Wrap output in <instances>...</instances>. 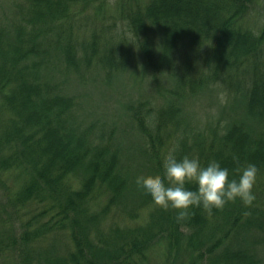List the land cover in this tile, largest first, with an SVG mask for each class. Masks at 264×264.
Masks as SVG:
<instances>
[{
    "label": "trees",
    "instance_id": "obj_1",
    "mask_svg": "<svg viewBox=\"0 0 264 264\" xmlns=\"http://www.w3.org/2000/svg\"><path fill=\"white\" fill-rule=\"evenodd\" d=\"M110 1L0 9V185L18 180L14 204L33 212L6 234L0 215V253L18 264H264V20L246 22L258 0H116L121 17H102L100 35L79 9ZM136 59L133 74L150 70L167 99L128 106L141 177L115 129L80 123L69 90L72 71L110 84ZM193 94L216 111L204 125L185 111Z\"/></svg>",
    "mask_w": 264,
    "mask_h": 264
},
{
    "label": "rangeland",
    "instance_id": "obj_2",
    "mask_svg": "<svg viewBox=\"0 0 264 264\" xmlns=\"http://www.w3.org/2000/svg\"><path fill=\"white\" fill-rule=\"evenodd\" d=\"M11 2L12 0H0V9L3 6L7 10ZM258 2L259 3L254 5L252 10H250L246 19L247 24L253 27L256 31L263 25L264 20V0H258ZM79 10L85 11L80 17H98L95 22L96 24L90 25V28L97 29L96 32L100 35L102 34L103 26L99 21H105L102 17H109L113 22H115L118 17H121L119 9L117 8L116 0H111L110 3L103 7H97L96 9L90 10L89 8H81ZM0 17H4V15L0 14ZM80 24L83 29H86L87 20L83 19ZM120 28H122L121 25ZM135 63L140 62L138 59L134 60L127 70L115 77L110 84L104 80L102 72H99L98 74L95 71H87L84 77L76 74L74 71L69 74V90L77 94L78 100L81 104V107L78 110V114L82 120L80 123L83 126L98 124L99 126H105L108 129H115L117 141L121 147L123 164L129 168L136 167L132 162L133 155L138 156V162H141L139 149L143 144V139L132 123L128 106L137 101H150L153 104V109H158L167 103V99H164V95H162L156 87L154 83V75L151 74L150 70L145 72L140 64L139 74H133L132 67ZM183 70L184 64L183 61H181L179 68L180 73L183 72ZM160 77L166 86H172V82L167 76ZM208 100L209 96L197 94L196 96L186 99L184 102L185 111L189 117L195 114L198 116V119L203 118L202 123H200L201 125H204L206 122L207 113L216 114V111L211 110L209 104L203 105V103ZM137 169L141 170L138 173L140 177L146 174L141 167L137 166L135 171ZM10 179L7 181L6 185H0V215L4 217V226L3 228L1 226V229L5 231V234L11 227L10 225H15V228H19L20 225L15 221L16 218L20 219V217H22L23 220H27L33 213L29 207L14 204L13 197L19 181L13 178ZM159 200L161 204H163V200ZM168 203L169 202H167V204ZM143 213H141L136 220H142ZM108 217L109 222H121L124 215H121V213H117L116 215L113 212ZM129 219L132 218L128 217V220ZM145 220L146 219L142 221ZM0 221L2 222L1 218ZM16 233L19 235V230H17ZM0 234H2V230H0ZM46 246L47 242H44L43 247L46 248ZM0 264L18 263L11 254L8 253L3 255L0 253Z\"/></svg>",
    "mask_w": 264,
    "mask_h": 264
}]
</instances>
